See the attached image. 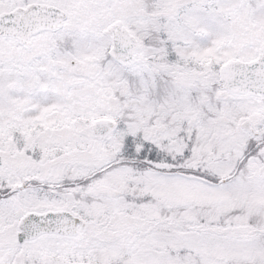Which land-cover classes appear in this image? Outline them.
Instances as JSON below:
<instances>
[{
    "label": "snow or ice",
    "instance_id": "obj_1",
    "mask_svg": "<svg viewBox=\"0 0 264 264\" xmlns=\"http://www.w3.org/2000/svg\"><path fill=\"white\" fill-rule=\"evenodd\" d=\"M0 264H264V0H0Z\"/></svg>",
    "mask_w": 264,
    "mask_h": 264
}]
</instances>
